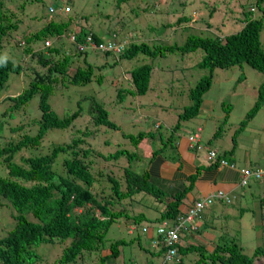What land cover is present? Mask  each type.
<instances>
[{"label":"trees","instance_id":"trees-1","mask_svg":"<svg viewBox=\"0 0 264 264\" xmlns=\"http://www.w3.org/2000/svg\"><path fill=\"white\" fill-rule=\"evenodd\" d=\"M127 1L114 0V11L120 10L124 6L121 4ZM186 1L171 0L169 7L167 3L161 4L163 12L154 8L156 4H159V0L152 4L144 1L146 6L143 9L155 10L154 13L164 15L166 18L172 17L180 11L182 15L177 21L184 22L187 21L184 11H188L185 6ZM209 1L196 0L201 5L208 4ZM212 1H214L212 4L218 5L221 10L226 9L230 13L229 20H232L231 23L239 25L238 30L222 37L209 30H191L193 34L187 35L184 42L169 45H148L131 35L132 41H128L129 43L123 47L120 53V57L131 60L137 55L164 57L166 54L179 53L183 56L196 50L201 51L199 60L192 67L206 73L187 88L190 104L177 114L175 124L177 129L180 120H188L197 114L202 100L201 96L211 83L213 69H226L235 65L247 64L258 73L264 74V50L260 40L264 33V10L261 7L264 0H254L253 4L248 6L245 0H235L232 5L230 0ZM70 3V0H65V4L70 5ZM81 4H85V1L83 0ZM51 5L57 7L56 4ZM204 7L211 15V8L206 5ZM257 11L260 13L254 15ZM20 17L22 20L19 21L15 19V13L3 10L0 0V50L4 48L3 45L12 41L13 32H19L18 25L23 26L25 32L27 30L25 35H21V40L24 41L23 45L18 48L14 47V57H18L21 52L29 54L33 43L60 33L61 29H66L72 21L71 15L64 19L56 16V18L43 23L42 26L40 24L38 28H31L25 22L24 13ZM81 17L83 18L80 19L86 18L85 16ZM96 22L100 23L101 21ZM92 25L87 24L84 27L88 28ZM89 30L92 31L93 28ZM105 30V35L108 34L109 37L111 34L121 36L116 27ZM46 53L50 55V49ZM43 54L42 50L34 53L38 62L47 65L46 72L37 73L18 96L8 98L12 105L5 107L0 113V170H4V173H0V201H4L6 206L12 208L4 207L2 209L5 216L1 218L3 222L0 228V264H35L38 262V254L32 248L41 244L53 243L55 247L59 248L60 254L50 264H105L106 260L117 256L115 246L125 245L128 241L119 239L116 244L115 242L107 243L109 227L113 223H117L120 217L129 218L122 210H116L115 205L138 192L153 197L158 192L152 184L153 178L148 173L139 174L129 166L131 162L142 157L138 154L142 150L140 148L141 140L146 134L143 132L134 134L122 132L108 119V113L102 107L103 105L101 106L91 99L92 108L90 110L92 109V113H95L93 124L105 128L100 134L101 137L103 134L107 135L108 131L106 132V130L108 129H113L114 131H112L115 132L110 141L112 150H107L104 153L103 149L97 146V141L88 148L92 136L80 129L71 130L70 137H72L66 141H58L56 137H51L53 141H48L47 136L56 134L53 133L55 130H70L69 125L78 115V112L75 111L69 117L58 119L48 111L47 98L53 91L54 84L60 81L74 86H83L91 80L92 67L89 64H86L85 67L78 66L69 74L67 69L72 58L74 59L76 56L75 51H70L69 55L66 54L50 64L47 60L42 59ZM19 69V66L10 60L0 62V90L4 87L8 76L17 74ZM129 69V72L123 71L129 74V80L125 82L128 87L125 90L117 91L118 101L122 100L126 94L131 97L144 95L149 89L156 88L158 85L157 81H153L154 78L150 79L152 67L149 64L143 63V65ZM186 69V67L181 68V70ZM185 73H175L174 79L166 82L167 85L184 87L181 84L182 79H190ZM158 78L162 77L158 76L156 79L159 80ZM96 80L100 82V76ZM33 95L38 97L37 108H39L40 115L29 120L25 127L23 124L25 119L19 112L15 115L14 112L19 111L17 108L25 105ZM263 95L264 85L260 86L253 105L245 115V121L258 111ZM83 96L86 100L88 95ZM221 106L222 109L224 108V114L228 115L230 107H225L223 103ZM244 123L241 121L239 128L234 130L231 135L232 146L228 151L229 155L233 152L236 137ZM219 131L220 129H217L213 137L219 136ZM117 133L124 139L123 142L118 139ZM173 138L172 132L165 140L161 138L162 144L159 148L152 149L149 156L153 159L156 154L162 153L164 145L168 146ZM104 144L107 145L106 142ZM76 147L84 149H76ZM228 153L219 154L217 159H224L230 163ZM113 166L117 167V174L110 169ZM104 168H109L107 173L101 170ZM103 180L105 184H101L100 187V181ZM123 180L124 185H122ZM260 184H264V177L254 176V179L245 184L244 188L247 189L250 186V193L254 200L264 202V194L260 195ZM106 188L107 192L112 194L113 200L112 197L103 195ZM182 195L183 193L175 195L173 200L167 204L166 210L161 215L162 218L148 219L141 216L138 219V216L133 215L131 217L134 223H156L163 218L174 219L177 214L176 207ZM231 235L233 237L231 241L215 244L210 252H206L200 245L191 246V250L198 253V257L192 264H252V257L264 256V249L256 248L252 257H247L242 252L243 245L238 242L237 234ZM129 240L139 241L136 237ZM137 246L139 249L142 247L138 242ZM102 252H104L103 256H101ZM89 255H96V260L88 258ZM84 258H86V262L83 261ZM136 260L151 264L144 253L140 254L139 259L136 258Z\"/></svg>","mask_w":264,"mask_h":264},{"label":"rangeland","instance_id":"rangeland-1","mask_svg":"<svg viewBox=\"0 0 264 264\" xmlns=\"http://www.w3.org/2000/svg\"><path fill=\"white\" fill-rule=\"evenodd\" d=\"M3 1V8H9V11L13 13H16L17 9L20 8L21 12L24 13V17L26 18L25 22H27L28 26L31 28H38L42 22L45 23V18H56V7L55 5L51 4H56L57 7L62 6L63 4L62 0H40L39 4L34 3L35 0H22L19 2L18 6V0ZM82 1L83 0H80V3H78V0H70L71 3L69 6L71 8L69 12L71 10L72 11L68 15H71L73 19L70 24V28H72V30L74 29V31H76L79 27L86 26L87 24H93L92 28L94 32H99L102 30L106 31L105 29L107 28L114 29L116 27L117 30H119L122 38L126 36L127 39L130 40L132 35L135 39L143 41L148 45L172 43L181 44L184 42L187 35L193 34L191 30H209L218 36H222L224 34L233 33L239 29L238 24L230 22L232 21L229 20L230 13L226 9L223 11V9L221 10L218 5L212 4L214 2L212 0H210L208 4H204L211 8V15H209L203 4H198L196 0H187L185 6L186 9L188 8V11H184V14L187 15V21L184 22L177 21V19L182 15L180 11L176 12L177 16L174 15L168 18H166L164 15L154 13L155 10L163 12L161 4L167 3L169 7L171 0H159V4L154 6V11L148 8L144 10L143 8L146 6L144 1L152 4L157 0H126L127 2L121 4L124 6L118 11H114V0H84L85 4H81ZM175 1L181 2L182 0ZM234 1L235 0H230L231 5L234 3ZM253 2L254 0H245L247 6L253 4ZM49 7H52L55 9V11L52 13L48 12ZM261 7L264 10V1L261 3ZM259 13L260 12L257 11L254 13V15ZM39 16H41V21ZM81 16H85L87 19H80L83 18ZM15 19H18L19 21L22 20L18 14H15ZM96 21L101 22L97 23ZM17 30H19V33L15 35L16 37L25 35L27 32V30L25 32V28L21 25H18ZM71 32L72 31H70V33ZM107 37L108 34L103 36V38ZM51 39L52 41H55V38L52 37ZM260 40L264 50V33L261 35ZM3 51L7 53V56H9L15 50L14 48L10 49L6 47L3 49ZM200 54L201 51L196 50L195 52L183 56L179 53H171L166 54L164 57H148L144 55H137L131 60L124 59V63L126 66H128V68L136 67L143 63L149 64L152 67L150 79L152 80L154 78L153 81H157L158 85L156 88L149 89L144 95L141 96L131 97L126 94L122 100L118 101V98H116V93L118 91L117 89L123 88L125 86L124 80L128 79V74L119 73L117 70H114V66L111 68V74L104 76L101 85H98L90 80L83 86L72 85L67 89H63L64 86H67L68 84L66 82H57L54 85V95L48 99V102L56 111H62L70 108L72 109L74 107L79 108V110H84L89 104L85 102V97L83 95H88L87 99L89 101L92 99V96H94L102 103V107L107 111L108 119L117 125L122 132L132 134L138 131L150 130L152 132L150 137H153V147H147L148 145L145 142L141 143L142 150L140 151V154L141 156L144 155L145 157H148L150 151L155 149L154 147H159L161 145V137L166 139L170 133L169 129H172L174 133L177 132V126H175L177 122L176 114L181 112L184 107H187L190 104V100L187 97V88L193 85L201 75L206 73L205 71H197L192 67V65L199 60ZM85 56L86 58L94 60L92 57V52L86 51ZM11 60L16 61L13 57ZM101 60V58L96 59L97 62H100ZM106 60L110 66H113L114 57L112 55L106 56ZM19 62L20 64L22 63L21 61ZM81 64V62L73 63L71 68ZM99 64H94V66ZM185 67L187 68L186 70H181V68ZM178 71L186 72L185 75L189 76L190 79H182V81L180 80L184 87L168 86L166 82L173 80L175 72ZM17 76L20 79L24 78L23 74ZM158 76H161V79L164 81L160 79L157 80L156 78ZM239 76L245 77L240 84L236 82ZM13 78V74H10L6 83ZM157 82L154 84L156 85ZM262 83H264V75L257 73V71L251 69L245 64L235 65L226 69H213L211 85L206 92L208 96L214 97V100L211 104L212 110H208L206 107L202 106L194 117L185 121L180 120L178 122L180 127L178 134L180 136H184V134H187L189 131L194 132L197 127H200L202 129L200 132L201 143L205 145L207 140L210 139L212 132H216L217 129H220L219 133L221 139H219L218 142L222 141L225 142L226 145H230V138L234 130L239 128L241 121H244L245 123L247 122L243 118L245 117L248 108L253 105L251 104L253 96L252 92L250 91ZM116 87L117 89H115ZM20 89L21 86L17 87L15 90ZM72 89L77 90L73 91ZM79 95H81L80 99L74 100ZM36 99L37 95H34L28 101V104L35 101ZM98 100L94 101L100 104ZM205 101L210 103L211 100L207 99ZM220 102L225 103L226 106L227 104L228 106H232V111L228 115L224 114V108H221L222 106ZM7 104H9V101H0V113ZM18 112L19 111L14 112V115ZM142 116H144L143 119ZM91 118L93 117L91 116ZM24 119V125L29 123V120L26 119L25 116ZM157 122L160 126L159 128L155 129L154 125ZM74 123H76V121ZM78 124L80 128H93L91 119L85 114L80 117ZM261 126H263L264 132V102L250 123L248 122L245 126L244 129L246 131L238 136L236 150L234 148L235 152H238V149L242 151L241 149L245 148L251 153L252 156L256 154L257 157L264 158V143H259L257 146H254L250 143H247L246 140L247 136L250 138V135L253 133L260 134ZM25 127L27 126L25 125ZM112 130L113 129L106 130V132L108 131L107 135L103 134L102 137L100 135L102 131L99 130L97 133H94L92 136L93 142L97 141V146L101 147L102 139L104 137L107 139L105 141L107 143L105 148L107 150H112L110 141L115 134V132H113L114 130ZM55 132L60 134H52L50 137L47 136L48 141H53L51 137H56L58 141H66L72 134L71 130L64 132L61 131L62 133L55 130ZM118 139L124 140L119 135ZM256 148L257 151H255ZM241 155H243V153ZM250 159L252 160V158ZM130 168H135L132 162L130 163ZM110 169H112L114 173H118L116 166L110 167ZM101 170L104 173H107L109 168H104ZM0 173H4V170L1 169ZM99 185L101 187V183ZM103 195L108 197L107 188L104 190ZM149 201L152 202L153 199L149 195L144 194V202ZM3 208V206L0 207V228L2 227L1 224L3 222L1 218L5 216L4 211L2 210ZM135 208H141V206H134L131 204L129 207V209ZM232 210L235 211V209ZM145 213L147 215L151 214V212L148 211H145ZM237 222H239L238 213H232L219 218L220 224H226L233 229H235V223ZM259 224L264 227V220L259 222ZM258 231L259 230H257V232ZM246 235L247 237L243 238L242 251L245 255L249 256L252 253V248L255 247L253 246V242H256V240L253 239V235H251L249 231H247ZM107 237L110 240L118 238L128 239L129 236L127 234V229L125 228L124 221L121 220L120 222L113 223L107 231ZM263 240L264 237L260 238L257 244L262 243ZM141 241L142 245L146 246L142 237ZM32 249H35V252L38 254L37 261L42 259L46 264L48 261L56 259L60 254L59 248L55 247L54 243L41 244ZM84 256H86V254H84ZM83 261L86 262V258H84Z\"/></svg>","mask_w":264,"mask_h":264},{"label":"clouds","instance_id":"clouds-1","mask_svg":"<svg viewBox=\"0 0 264 264\" xmlns=\"http://www.w3.org/2000/svg\"><path fill=\"white\" fill-rule=\"evenodd\" d=\"M1 1H2V9L9 11L10 10L9 8L8 9L3 8L4 1L3 0H1ZM20 1H22V0H18V6H19ZM62 2H63L62 6L56 7V13H57L58 17L60 16L62 19H64L68 16L69 13H71L72 10L69 12L71 7L67 4H65V0H62ZM34 3L39 4V0H35ZM54 11H55V9H53L52 7L48 8V12L52 13ZM15 14H18V15L22 14L23 15L20 8L17 9ZM39 18L41 21V16H39ZM50 19L45 18L44 22H47ZM70 24H71V22L69 23V25L66 29H64V30L61 29L62 31H60V33L54 34L50 37H47L38 43H33V47H32L31 52L29 54H25V53L21 52V53H19L18 57H14V51L9 56H7V53L3 51V49L6 47H8L10 49L12 47L18 48V47H21L24 43V41L21 40V35L19 37L15 36L19 32H13L12 33L14 36L12 41L6 45H3L4 48L2 50H0V62H3L5 60L12 61L11 59L13 57L14 60H16V61H12V62L14 64H17L20 69H19L17 74H13V76H14L13 79L9 80L7 83L5 82L4 87L0 90V101H2V100L9 101L8 98H13V97L18 96L23 91V89H25L28 86V82L30 80H32L33 77L37 73L40 74V73L46 72L47 65H42L40 61L38 62L36 55H34V53L39 52V50H42L44 53L43 54L44 56L42 57V59L47 60L49 64L54 63L57 60L61 59L64 55L68 54L70 51H75L76 56L74 57V59L72 58V62L67 69L68 73L71 74L74 71V69L78 66L85 67L86 64H89L92 67L91 81L95 82L98 85L102 84L104 76L111 74V68H113L114 66H115L114 70H117L119 73L129 72L130 69L128 68V66L125 65L124 58L120 57V53H121L123 47L129 43L128 41H132V37L130 38V40H128L127 37L125 38V36L122 38L121 36H113L111 34V37L108 36L107 38H103V36H106L105 35L106 31L102 30L99 32H94L93 30L92 31L89 30L92 27L85 28L84 26L79 27L78 30L74 31V29L72 30V28H70ZM42 25H43V22L41 23V26ZM70 31H72V32L70 33ZM224 35H226V34H224ZM224 35H222V36H224ZM222 36H219V37H222ZM52 37L55 38V41H52V39H51ZM94 37H96V39H94ZM157 41H161V40H157ZM166 45H169V44H166ZM48 49H50V52H51L50 55L48 53H46ZM86 51L93 53L92 57L94 58V60H91L90 58H86V56H85ZM108 55H112L114 57L113 66H110L106 60V56H108ZM97 58H101L102 60L100 62H97L96 61ZM19 61H21L22 63L20 64ZM77 62H81L82 64L77 65L74 68H71V65L73 63H77ZM94 64H99V65L94 66ZM140 65H143V64H140ZM245 65H247V64H245ZM247 66L250 67L249 65H247ZM124 70L127 72H123ZM175 73H180V71L175 72ZM20 74L24 75L23 79H20L17 76ZM99 76H100V82H98L96 80V78H98ZM244 78H245L244 76H242V77L239 76L237 78L236 82H238V84H240L244 80ZM158 79H161V78H158ZM128 80H129V74H128V79L124 80V83ZM58 82H60V81H58ZM210 85H211V83H210ZM210 85H209V87H210ZM262 85H264V83H262ZM262 85L260 84L257 87H254L250 91V92H252V96H253L251 104L254 103V101L257 97L259 88ZM20 86H21L20 90H15L17 87H20ZM69 86H72V85L68 84L67 86H64L63 89H67ZM127 87L128 86L125 85L123 88H120V89L125 90ZM209 87H208V89H209ZM115 89H117V87ZM72 90L74 91L77 89H72ZM117 90H119V89H117ZM207 90L201 96L202 100H201V103L199 104L198 111L201 108L202 102L205 98L210 99V100L211 99L214 100V97L208 96V94L206 93ZM53 92H54V87H53V91L51 92V94L47 98V104L49 106L48 111H50L52 114H54L58 119H63V118L69 117L75 111L78 112V115L72 120L71 124L69 125L71 127L70 130H78V129L85 130L86 132L89 133L90 136H93V134L97 133L99 130L100 131L105 130V128H103L101 125H94V124H93L92 129L79 127L78 120L80 119V117L83 114H85L87 117H89L93 123V118H91V116L94 117L95 113H92V111H91L92 109L90 110V108H92V105L88 99H86L85 102H87L89 105L84 110H82V109L79 110V108L74 107L72 109L70 108V109H65L62 111H56L53 109V107L48 102V99L54 95ZM79 98H80V95L74 100H78ZM92 99L98 100L94 96H92ZM263 102H264V95H263V100H262V103L260 106L263 105ZM37 103H38V97L35 101L31 102L30 104H28V101H27L25 103V105L18 107L17 109L19 110V113L21 114L22 118H24V116L28 120H31L33 118H37L40 115L39 110H38L39 108H37ZM100 104L102 106L101 102H100ZM220 104H221V102H220ZM223 104H225V103H223ZM11 105H12V102L9 101V104H7L5 107L11 106ZM251 106L248 108V110L251 108ZM260 106H259V108H260ZM226 107L227 108L230 107V111L228 112V114H229L232 111V106H228V104H227ZM259 108H258V110H259ZM27 109H30V110H27ZM177 114H176V119H177ZM143 118H144V116H142V119ZM243 119L245 120V117ZM248 119H246V121H248ZM75 121H76V123H74ZM159 126L160 125L157 122L154 125V128L157 129V128H159ZM179 128L177 129V132H175V133L173 132L172 129H169V132L173 133L174 138L172 141H170L169 145L167 144L168 146L164 145V149L161 150L162 152L167 147L169 148L170 151L174 150V144H175L174 140L176 137H180V135L178 134ZM242 128H243V126H242ZM242 128H241V130H242ZM64 131H68V130H62V132H64ZM58 132H61V131H58ZM138 132H143L146 134V136L143 137V140H141V142H145L148 145V147L149 146L153 147V144H154V143H152L153 137H150L152 132L150 130L138 131ZM53 133L60 134L57 132H53ZM86 137H84V138H86ZM183 137L185 138L186 149L192 153H195V154H201V155L203 154L204 155L203 158L207 163L213 164L216 166L217 165H227L230 168H233V164L228 163L226 160L217 159V156L220 153H217L216 150L207 148L206 144L204 145L201 143L200 127H197V129L194 132L188 134L187 136L185 135ZM161 138L163 139V137H161ZM106 140L107 139L103 137L102 144H104ZM121 142H123V140H121ZM92 143H93V140L91 138L89 140L90 145H88V148L91 147ZM161 144H162V142H161ZM159 147H154V148L157 149ZM99 148H102L103 152L106 153L107 149L105 148V144ZM140 148H141V146H140ZM76 149L83 150L84 148L83 147H76ZM85 150H87V149H85ZM233 151H234V148H233ZM210 152L214 153L213 157L209 156ZM158 154H160V153H158ZM138 155L141 156V154H138ZM174 158L176 159V161H178V158L175 155H174ZM151 160H152V157H150V156L145 157L143 155L140 159L132 162L133 166L135 167L132 170L134 172H138L139 174L143 173V172L148 173L146 166L149 165ZM129 166H130V164H129ZM244 169L249 170V171H255V170L264 171V168H261V167L243 168L241 170H244ZM241 170L239 171L238 184L240 186H244L245 184H248L251 179H254V177H249V178L244 179L242 177ZM149 176H151V175L149 174ZM195 176H196V174L191 175V176H187L186 179L184 180V181H186V183L178 182V183H174V184L167 183L166 180L159 179V178H153L151 176L153 178L152 184L155 186V189H157V191H158L157 194L155 195V197L149 195L153 199L152 202L151 201L144 202V194L145 193L138 192V193L133 194L132 197L124 198L122 202L115 205L116 210H122L129 217V218L120 217V219H118V222H120L121 220L124 221V225H125V228L127 229V234L129 237H128V239L127 238H118V239H114V240L107 239V243L115 242V244L118 242L117 240H119V239H122L124 241L128 240V241L125 245H119V244L116 245L115 250L117 252V256L115 258H110V259L106 260L105 264H146V262L141 263L139 261L133 260V257L130 255L131 252H135V253H139V254L144 253L149 260L151 259V257H154L155 264H184L181 261V258L183 260V256H182L183 255L182 254V248L183 247H180V243H179L180 242V238H179L180 234L184 233V232H189V231L190 232L196 231L198 228V225H197L198 223L196 221L200 219L203 211L206 208L210 207L214 201L222 200V201L228 202L233 198L232 196L228 195L227 193L217 190V191H214L211 194L207 195L206 197L196 199V200L192 201V203L185 204V197L188 195L189 191L191 190V185L195 179ZM122 182H123L122 185H124V180ZM100 183L103 185V184H105V181L104 180L100 181ZM180 193H183V195L177 204V207H176L177 214H176L174 219L163 218V219H161L160 222L156 221V223H134V221L131 217L133 215L138 216V219H140L141 216H143L144 218H148V219L162 218L161 215L166 210L167 204L171 200H173L175 195L180 194ZM108 197H112V194H110V192H108ZM112 200H113V197H112ZM131 204H133L134 206H141V208L129 209ZM1 206L9 207V206H6V203H4V201H0V207ZM180 206H182L183 211H181ZM9 208H11V207H9ZM11 211L13 212V210H11ZM145 211L151 212V214L147 215L145 213ZM133 237H136L139 240L137 242L140 243V245L142 246L140 249L137 246V242L129 240V239H132ZM141 237L144 239V243L146 244V246L142 245ZM237 237H238V239H237L238 242H240L241 245H243V238L247 237V235L241 236V235L237 234ZM263 237H264V235H263L262 231H259L258 235H256L255 238L253 236V239L256 240V242H253V246H255V247L252 248V250H251L252 253L249 256L246 255L247 257H252L253 251L256 248L264 249V242L261 243L260 245L256 244L259 242L258 240L260 238H263ZM225 241L229 242L231 240H225ZM223 242H221V243H223ZM103 255H104V252L101 253V256H103ZM88 257L93 259V260H96L97 256L96 255H89ZM255 260L260 261L261 264H264V256L252 257V264H254ZM51 261H48L47 264H50ZM35 264H46V263H44L43 260L40 259Z\"/></svg>","mask_w":264,"mask_h":264},{"label":"crops","instance_id":"crops-1","mask_svg":"<svg viewBox=\"0 0 264 264\" xmlns=\"http://www.w3.org/2000/svg\"><path fill=\"white\" fill-rule=\"evenodd\" d=\"M202 102V106L208 110H212V102ZM257 113V112H256ZM256 113L248 119L244 124L241 131H239L235 140V150L237 147L238 136L246 131L244 128L247 123L253 119ZM200 128V132H201ZM260 134H252L250 138H246L247 143L257 146L259 143H264L263 126L260 128ZM189 131L184 136L192 133ZM214 131L211 134L210 139L207 140V148L216 150L217 153H228L232 145L230 138V145H226L225 142H218L220 135L213 137ZM174 144V150L170 151L167 147L162 153L156 154V156L146 166L147 172L153 178H159L166 180L167 183L174 184L178 182H184L187 176L196 174L195 179L191 185V190L185 197V204L192 203L196 199L206 197L214 191H223L233 198L228 201H214L210 207L206 208L198 223V228L194 232H184L180 234V247L182 248L181 261L184 264H191L198 257L197 251L191 250V246L200 245L206 252H210L214 245L221 243L225 240H231L233 237L231 234H239L241 236L246 235L247 231L253 234L254 238L258 235L259 231H262L264 235V227L259 222L264 220V202L254 200L251 192V187L244 188L238 184L239 171L243 168H264V158L254 156L247 149L235 150L230 157L229 161L233 164V168L227 165H213L204 160V155L195 154L186 149V142L183 136L176 137ZM173 144V143H172ZM245 147V146H244ZM257 151V148L255 149ZM243 153V155H241ZM174 155L178 158V161L174 158ZM165 156V157H163ZM252 158V160L250 159ZM260 195L264 194V184H260ZM262 203V205H260ZM235 206V208H234ZM183 211L182 206H180ZM232 209H235L233 211ZM261 212V213H260ZM232 213H238L239 222L235 223V229L227 226L226 224H220L219 218ZM248 223V225H247ZM257 230H259L257 232ZM264 242V240H263ZM262 242V243H263ZM257 244V243H256ZM261 244V243H260ZM259 244V245H260ZM133 260L139 259V253L131 252L130 254ZM151 264H155L154 257L149 260ZM254 264H261L260 261L255 260Z\"/></svg>","mask_w":264,"mask_h":264},{"label":"built area","instance_id":"built-area-1","mask_svg":"<svg viewBox=\"0 0 264 264\" xmlns=\"http://www.w3.org/2000/svg\"><path fill=\"white\" fill-rule=\"evenodd\" d=\"M209 156L213 157L214 153L210 152ZM241 174H242V177L244 179L249 178V177H254V176L255 177H261V176L264 177V171H262V170L249 171V170L244 169V170H241Z\"/></svg>","mask_w":264,"mask_h":264}]
</instances>
